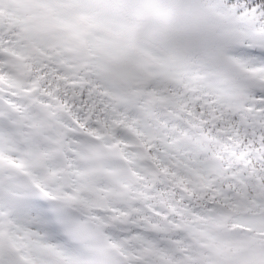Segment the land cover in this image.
<instances>
[{
    "label": "snow or ice",
    "instance_id": "6c2138e0",
    "mask_svg": "<svg viewBox=\"0 0 264 264\" xmlns=\"http://www.w3.org/2000/svg\"><path fill=\"white\" fill-rule=\"evenodd\" d=\"M0 264H264V0H0Z\"/></svg>",
    "mask_w": 264,
    "mask_h": 264
}]
</instances>
